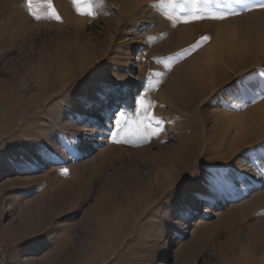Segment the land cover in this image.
Listing matches in <instances>:
<instances>
[{"label":"rangeland","instance_id":"obj_1","mask_svg":"<svg viewBox=\"0 0 264 264\" xmlns=\"http://www.w3.org/2000/svg\"><path fill=\"white\" fill-rule=\"evenodd\" d=\"M126 2H130L132 7H125ZM219 2L223 7L225 0ZM50 4L51 7L49 0H32L30 10L28 0H0V96L5 95L12 101L9 107H0V156L10 150L16 155L28 140L40 138L47 147L41 153L46 159L50 156V146L63 141L59 135L67 136L66 132L50 134L51 129L45 126L50 124V115L56 111L66 113L71 106L82 105L81 97L95 94L96 89L103 92L114 89L105 76L96 74L88 78L85 72L79 75L73 69L53 74L60 89L66 87L59 95L45 87L34 90L22 100L13 97L9 92L15 89L16 82L11 71L30 54L32 49L27 39L30 34L36 36L35 24L47 26V30L41 27L40 32L49 36L58 28H69L78 23L87 32L84 36L90 38L91 46L108 40L112 57L118 56L123 47L125 39H122V32L129 19L141 26V37L139 46L131 52L135 90L131 98H112L110 105L116 102L118 107L109 115L108 127L103 129L105 133L98 131L90 141L92 143L88 133L84 134L88 131L87 123L92 120L91 116L87 114L86 118H81L79 140L87 145L86 148L83 146L84 155L80 159L64 164L46 163L21 172L9 170L0 173V203L15 196L28 195L32 200L47 205L51 212L57 207L63 208L62 221L68 219L65 212H75L55 244L45 247L40 260L45 264H151L152 258L158 257L156 264H264V240H252L248 251L239 250V244L246 240L244 237L252 224L257 222V225L264 226V182L253 188L248 198L222 202L218 209L219 221L199 216L197 220L201 224H209L207 228L190 227L180 234L175 225L168 232L165 250L161 252L151 251L139 241L140 232L151 228L153 221H163L164 214L181 211L183 201L191 200L200 189L211 187L215 179L227 173L226 165L206 164L216 160L220 162L224 158L222 154L213 156L210 153L212 144L208 138L211 137L212 119L208 115H214V111L229 119L231 115H237V119L231 120V127L237 133H242L243 126L249 122H261L259 108L264 101V59L259 64L254 61L258 48L253 49L248 38L239 40L233 24L234 18L246 15L248 11L236 8V15L219 20L210 18L218 11L215 4L202 13L203 18L194 19L189 10L195 11L200 5H194L193 0H75V3L74 0H50ZM60 6L68 7L67 14L59 11ZM53 11L59 20L52 15ZM24 15L29 16L31 23ZM35 16L41 18L37 21ZM17 17L20 18L17 22L25 19L24 24H16ZM26 22L30 28H26ZM205 36L208 39L201 41ZM186 83L189 85L186 90H189L180 92V86ZM238 93L252 98L247 101V108L232 111L227 104L220 103ZM189 96L196 98L195 105L191 104ZM177 102L186 105L180 108ZM42 104H46V109L52 113L44 111L37 114L34 108ZM103 108L100 106L98 110ZM144 108H147L148 115H157L159 123L154 129L153 124L150 125L151 135L142 145L149 144L150 148L153 147L152 153L164 158L166 148L173 144L185 143L194 148L185 175L172 189L162 188L157 182L150 183L149 179L132 181L124 169L123 140L128 137L130 142L140 143L139 136L143 133L141 121L148 124L143 115ZM117 118L123 127L116 137L121 141L119 143L114 142L109 131L115 130ZM21 119L22 124L11 132L10 127ZM159 128L165 134L163 140L158 138ZM241 145V142L236 144ZM231 177L237 180L241 175L234 171ZM114 181L120 185H115ZM216 205L210 209L215 210ZM236 233H241L242 237H233ZM29 237L25 232L0 230V244L23 245L31 239Z\"/></svg>","mask_w":264,"mask_h":264},{"label":"bare ground","instance_id":"obj_2","mask_svg":"<svg viewBox=\"0 0 264 264\" xmlns=\"http://www.w3.org/2000/svg\"><path fill=\"white\" fill-rule=\"evenodd\" d=\"M228 4L232 7H236L232 4V0H229ZM125 7L131 8L132 5L130 2H126ZM58 8L63 15L64 13L67 14L68 7L60 6ZM247 11L246 15L234 18L233 24L240 37L239 40L248 38L249 43L254 46L253 49L258 48L254 53L253 59L259 64V62L264 59V8L254 7V10ZM25 15L24 18H27L26 20L31 23L29 16L26 17ZM25 19L23 20L24 22L26 21ZM48 19L51 18L49 17ZM17 20L20 21V18L16 19V22ZM45 21H47V19ZM21 22H17L16 24L19 23L20 26ZM24 22L22 23L24 24ZM28 22L25 23L28 27H24L30 28ZM139 24L142 25L143 22ZM34 26L37 31L36 36H31L29 33L30 35L27 39L32 49L30 54L25 61L23 60V63H18L11 71V76L16 82L15 89L9 92L13 97L17 96L18 99L22 100L28 97L34 90H41L45 87L50 88L53 93L56 92L59 95L64 92L66 87L60 89L58 81L55 80L53 74H57L60 71H72L73 69L76 71L75 73L79 75L85 72V77L88 78H92L96 74L101 77L105 76L112 82L114 89L107 92L96 89L95 94L81 97L83 99L82 105H73L66 113L64 111L52 113L51 111V114L50 109H46V104H42L39 107L35 106L37 108H34V110L37 114H41L44 111L47 114H51L49 117L50 124L45 125L47 128L51 129V135L66 132L67 136L59 135L63 141H57L53 143L50 148L48 147L50 156L46 157V159H43L44 156H41V153L47 147L40 138L28 140L25 146L23 145L25 143H23V150L21 149L17 154L15 153L16 155H13L14 152H12V150H10V152H3L0 156L1 174L9 170L21 172L22 169L28 167L38 168L46 163L54 165L56 162H62L64 164V162L78 159L81 155H84L83 149L87 145L86 143V145L83 144V142L81 143L79 140L81 132L79 123L80 120L83 121L81 118L85 117L87 114L91 116L92 120L87 123L89 125L88 131L84 133L86 135L88 133L87 137L90 138V142L96 137L98 131L101 133L104 128L107 129L109 115L118 107L116 102H112L110 105V101L113 100L112 98L117 96L119 98L122 96L131 98V93L134 92L136 87V85L133 84L134 78L132 74L131 52L140 44L141 26L135 23L133 19L127 21V27L122 32V39L124 38L125 40L123 41L124 43L122 44L123 47L120 53L118 52L119 54L116 57H112V51L110 49L111 43L108 40L104 39L101 44L99 43L96 46H91L93 43L91 44L90 38L84 36L87 35V32H85L83 27L78 23H74L69 28H58L55 34L52 32L49 36L40 32L41 27L46 29L47 26H42V24H35ZM34 26L31 25V28ZM50 26L48 27L50 28ZM21 27H23L22 24ZM15 29L18 28L16 27ZM28 32H30V30ZM34 32L35 31H33V33ZM16 33H18V31ZM25 35L22 37H25ZM60 37L63 38L59 40ZM15 42L16 41L13 43ZM56 43L57 45H55ZM28 45L29 44H27V46ZM225 47L223 48L224 50H226ZM231 50L233 51L232 48ZM101 65H103V68L100 69ZM109 66L111 67L109 68ZM107 68H109V70L105 71ZM188 86L187 83L180 86V92L188 91L189 89L186 90ZM189 98L192 102L191 104L195 105V97L192 98V96H189ZM251 99L252 98L245 93H238L227 97L226 100L220 103L227 104L232 111H239L246 107L247 101ZM11 102L12 101L7 99L5 95L0 96V107H9ZM177 103L180 108H184L186 105H181L179 102ZM100 106L104 108L99 111L98 109ZM58 109H60V107ZM176 109L177 108H175V110ZM214 112V115H208V117L212 119V125L209 131L211 137L208 138V141L212 144L210 153L213 156L222 154L224 158L220 162L216 160L207 162L206 164L226 165L225 171H227V173L222 178L219 177L215 179L211 187L200 189V192L191 200L183 201L181 211L168 212L169 214L166 216L163 213V221L162 219H160L161 221L155 220L153 221L154 223H152L154 225L152 227L150 226L151 228L140 232V243H143V246L147 245V248L151 249V251H157L158 253L164 249L166 246L167 234H169L168 232L173 229L175 225H177L178 232L181 234L190 227L207 228L209 224H201L199 222L200 220H197L199 216H203L207 220L215 218L216 221H219L220 212L218 209L222 206V202L229 199L236 201V199L248 198V194L252 192L253 188L264 182V175L260 174L264 171V144H262V142L264 143V101L259 108L261 122H258L259 120L256 121L258 123L253 121L249 122L250 124H247L245 127L243 126L242 133L235 132L233 126L231 127L233 123L231 120H234V118L237 119V115L233 114L229 119V117L222 116L223 114L218 111ZM148 116L154 121L158 120L156 117L157 115L154 116L153 114V116ZM103 120H105V123H103ZM146 121L148 120L146 119ZM22 122L23 119L16 122L17 126L10 127L11 132H15ZM152 124L153 129L158 127L157 123ZM36 126L39 125L36 124ZM128 134H130L129 131ZM157 134L159 135H157L159 140H163L162 138L165 134L161 132V129L157 130ZM238 142H241L242 145L236 146ZM132 144L136 143H125L124 148V169L130 178H132L131 180L134 181L139 178L140 181L144 179L147 181V179H149L150 183H160V186L166 189H172L178 184L180 177L185 175V171L189 166V161L194 153V148L192 146H188L185 143L173 144L169 148H166V158H164V156L161 157L156 152V154L152 153L151 148L153 147L150 148L149 144L139 147H134ZM214 149L217 150L212 151ZM234 171L241 175L240 179L238 178L235 180L231 177ZM113 183L115 185H120L119 182L116 181ZM197 186L200 187V185ZM224 190H226V192H224ZM214 205H216L215 210H211L210 207L212 208ZM0 206L2 208L0 211V230L25 232L28 233L30 236L29 238H31L29 241L23 243V245L14 243L8 245L0 244V264H45L40 260V255L44 252L45 247H48L50 244L52 245L57 240L59 234L67 227V221L71 219L75 213L70 211L65 212L68 219L62 221L61 216L64 213L63 208L57 207L51 212V210H48L47 205L32 200L28 195L12 197L9 201L5 200L1 202ZM47 217H49V221H47ZM175 217L179 218V220L176 221ZM45 226L50 228L46 230ZM234 236L239 239L242 237L241 233H236L233 237ZM244 238H246V240H242L239 244V250L242 252L248 251L247 249L252 240H256L257 242L264 240V226L261 224L257 225V222L252 224ZM157 258L158 257L152 258L153 261L151 264H156L155 260Z\"/></svg>","mask_w":264,"mask_h":264},{"label":"snow or ice","instance_id":"obj_3","mask_svg":"<svg viewBox=\"0 0 264 264\" xmlns=\"http://www.w3.org/2000/svg\"><path fill=\"white\" fill-rule=\"evenodd\" d=\"M75 3V0H74ZM193 4H199L200 7H196L195 11H191L190 15L193 16L194 19H200L203 18L202 13L205 12L207 8L215 4L217 8V13L212 15L210 18L211 19H225L227 16L231 15H236L237 11L236 8H239L241 11H246V10H251L253 7H258V8H264V0H232V4H234L236 7H232L227 3V0H225L224 6L221 7V3L219 0H193ZM32 6V0H28V7L31 10ZM49 7H51L50 0H49ZM90 14V13H89ZM52 15L55 16L57 20L60 19L58 15L53 11ZM37 20H39L41 17L40 16H35ZM187 22V21H186ZM208 37H201V41H206ZM201 41H198L197 43H200ZM195 47V45L193 46ZM151 105H149L150 107ZM143 115L144 117L148 120V124H144L143 121H141V125L143 127V133L139 136L140 143L132 144L134 147H139L142 146L143 143L147 142L146 137L151 135V128L150 125L152 123H159L158 120L154 121L151 117L148 116L147 108L143 109ZM109 131L112 134L114 142H121L120 140H117L116 137L120 135V133L123 131V127L121 126L120 120L117 118L115 121V130L109 129ZM125 143H129L130 140L128 137H125L123 140ZM261 175H264V171L260 173Z\"/></svg>","mask_w":264,"mask_h":264}]
</instances>
